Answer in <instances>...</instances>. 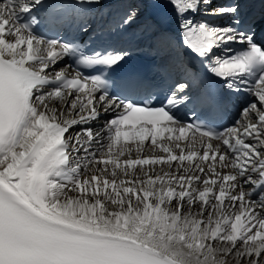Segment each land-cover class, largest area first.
I'll list each match as a JSON object with an SVG mask.
<instances>
[{
  "label": "snow or ice",
  "instance_id": "obj_1",
  "mask_svg": "<svg viewBox=\"0 0 264 264\" xmlns=\"http://www.w3.org/2000/svg\"><path fill=\"white\" fill-rule=\"evenodd\" d=\"M163 4L156 78L113 40L136 9L0 0V264H264V38L238 0Z\"/></svg>",
  "mask_w": 264,
  "mask_h": 264
},
{
  "label": "bare ground",
  "instance_id": "obj_2",
  "mask_svg": "<svg viewBox=\"0 0 264 264\" xmlns=\"http://www.w3.org/2000/svg\"><path fill=\"white\" fill-rule=\"evenodd\" d=\"M57 106H58V105H57ZM121 143H123V140H121ZM145 145H146V147H145V149H144V153H143V155H149V154H151V152H150L149 150H147V149L149 148V146L151 147V145H150V141H145ZM129 146H131V145H129ZM157 154H158V153H157ZM135 155H138V153H137L135 150H133V152L131 153V156H135ZM166 168H168V167H167V166H164L163 168H161V167L157 166L155 171H156L157 173H161V174H162V172H163L164 170H166ZM158 170H160V171H158ZM172 172H173V170H172ZM138 174H139V175H142V173L139 172V171H138ZM188 210H189V209H187V207H186L185 211H188ZM197 210H198V206H197L196 208L191 209V211H192L193 213H195ZM233 211H238V209H233Z\"/></svg>",
  "mask_w": 264,
  "mask_h": 264
}]
</instances>
